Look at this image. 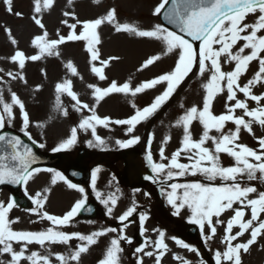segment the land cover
<instances>
[{"label": "snow or ice", "instance_id": "6c2138e0", "mask_svg": "<svg viewBox=\"0 0 264 264\" xmlns=\"http://www.w3.org/2000/svg\"><path fill=\"white\" fill-rule=\"evenodd\" d=\"M93 2L100 4L101 0ZM73 3L74 0H68L69 5ZM4 4L7 12L12 14L13 0H4ZM55 4L56 0H33L31 19L42 30V34L34 35L31 39L34 54L29 55L20 49L11 29L5 28L11 44L16 46L8 59L19 69L16 72L8 71L7 77L11 81L18 80L27 85L24 70L29 62H39L50 57L60 59L62 46L69 42H84L90 72L99 81L108 83L106 87L87 84L94 99L93 104L81 100L79 93L74 90L72 79L65 77L55 84L54 110L65 118L70 116L69 108L62 99L67 96L73 102L71 109L81 114L82 118L70 128V134L53 146L51 151L62 153L71 150L79 143L81 133L91 136L86 141L88 148L107 150L108 141L98 134V128L110 129L112 125L125 126L124 134L128 138L115 140L120 149L138 145L141 142V136L135 134L138 126L155 117L191 76L203 78L207 74V80L202 83L204 95L201 102L189 107H185L183 103L179 105L183 112L177 116L172 127L182 132L180 146L166 155L172 136H165L160 143L157 159L152 151L155 133L148 135L144 159L150 174L143 178L160 185L161 193L171 206L174 216L187 213V222L198 227L208 251H212L210 242L217 238L218 229L223 228L221 243L224 248L214 251V264H243L242 254L249 253L253 245L264 239V190H258L249 183L256 180L264 183V135L256 137L253 130L254 125L264 129V92L257 94L254 91L257 87L264 88V0H159L152 15L161 17L162 22L148 28H142L136 23L121 22L115 7L97 18L85 20H80L74 11H64L65 19L61 20V24L69 31L61 34L57 28L55 38H52L43 23V16L45 12H51ZM14 14L17 17L23 16L18 11ZM69 17L74 22L70 23L67 19ZM104 25H110L118 34L161 44L162 50L144 59L137 68L138 72H143L170 56L175 57L174 65L170 70L145 79L135 86L131 77L123 83L117 79L109 80L106 70L121 57L101 58L100 29ZM253 62L257 63L258 70L245 83H241ZM225 64L231 65V70L226 71ZM63 67L72 77L83 80L72 60L64 62ZM41 71L46 78L47 72L43 69ZM6 83L4 76H0V84ZM41 88L42 85H38L35 90L39 91ZM158 89V94L145 106L140 107L132 102L134 111L127 118L113 119L98 113L101 102L113 94L134 98ZM7 91L9 99L5 98L4 89L0 88V185L23 187L24 195L31 203L24 210L38 218L32 223L47 221L51 226L39 231L16 230L14 225L20 222V218H11L10 213L21 207L18 200L14 196L7 202L0 200V255L10 257L7 261L0 260V264H83V257L104 237H108L109 242L96 264H122V254L125 252L123 245H132L134 242L125 231L129 227L126 222L134 215H138L140 235L145 237L143 243L134 248V264H144L145 257L153 258L154 264H163L164 258L171 251L166 242L167 233L156 228L153 229L157 233L156 239L146 236V223L150 219L148 211L138 212L139 205L133 201L121 215L114 217V210L120 199V188L115 175L108 182L114 191H101L98 180L102 167L96 166L90 172L86 187L74 182L63 171L38 166L41 161L33 146L25 143L19 135H10L5 130L19 116L20 131L32 145L39 149L47 147L46 140L38 143L33 139L30 132L33 121L20 95L10 86ZM225 94L224 110L216 114L214 102ZM250 101L255 102V107H250ZM238 110L240 115H237ZM85 112L88 114L85 115ZM194 123H199L202 128L199 138H194ZM229 123L234 125V129L227 128ZM35 126L46 127L40 122ZM242 131L256 139L258 148L240 142ZM222 155H227L233 163L225 166ZM41 173L50 174V186L30 195L27 186ZM78 174L73 172L72 176ZM196 177L200 179H194ZM58 183H63L78 194L69 210L62 215L51 214L46 210L52 186ZM89 189L105 209V214L117 219L122 227H101L87 234L64 230L83 211L93 212V208L88 206ZM135 191L139 192L140 189ZM87 223L94 224L95 221L89 220ZM246 234L249 238L244 241L242 238ZM171 239L180 248L196 254L199 257L198 264H208L197 247L177 237ZM73 241L77 243L73 244ZM32 245H39L47 254L31 251ZM52 245L67 246L68 251L52 253ZM173 259L179 264H193L191 260L178 254H174Z\"/></svg>", "mask_w": 264, "mask_h": 264}, {"label": "rangeland", "instance_id": "374dc122", "mask_svg": "<svg viewBox=\"0 0 264 264\" xmlns=\"http://www.w3.org/2000/svg\"><path fill=\"white\" fill-rule=\"evenodd\" d=\"M28 1L32 2V11L30 13V10H22V17H17L15 14L11 17L5 16V18L0 16V69L3 70L0 71V76H4L5 81H7L6 84H0V88L4 89L6 99H9L10 97V94L7 91V88L10 86L25 102L27 111L30 113V117L33 121V126L30 128L32 136L39 142H44L46 140V142H50L49 145H56L61 139L66 138L70 134V128L78 123L82 117L81 114L75 113L71 109L67 102L68 97H65V100L62 98L64 105L69 108L70 116L68 118L63 117L60 113L54 110L55 84L65 77L72 79L74 88L78 91L81 100H84L85 98L89 104H93L94 99L91 96V90L87 88V84L99 83L90 75V66L88 64L89 56L85 51L84 42H69L68 44L62 46V57L60 59L50 57L39 62H29L24 70L28 80L27 85H24L18 80L11 81L7 77L6 73L8 71L16 72L19 69L17 65L13 64L8 59L14 53L16 46L11 44L9 37L5 32V28L11 29L13 36H15L19 42V48L24 50L29 55L35 53V49L31 47V39L34 35L42 34V30L39 29V27L36 26L31 19V15L33 14V0ZM158 2L159 0H101L100 4H95L93 0H74V3L69 5L68 0H56V4L51 12L44 13L43 23H45L48 31L52 35V38H55V31L57 28L60 29L61 34H67L69 31L66 26L61 24V20L65 19V17H63L64 11H74L80 20H85L97 18L98 16L105 14L110 8L115 7L118 10V18L121 22L136 23L142 28H148L155 23H159L158 17L152 15V10ZM0 3L4 4V0H0ZM67 19H69L70 23L74 22L70 17ZM100 34L102 38V44L99 46L101 48V58L107 59L109 56L121 57L119 61H114L106 70V72H108L109 80L117 79L118 82L123 83L131 77L133 85L135 86L145 79L152 78L155 75L170 70V68L174 65L175 57L170 56L157 62L156 65L151 66L149 69H146L143 72H138L137 68L144 59L162 50L161 44L155 41L135 38L123 33L118 34L110 25L102 26ZM68 60H72L74 62L78 71L83 76V80L79 77H72L70 73L64 69L63 63ZM231 67L232 66L228 64L224 65L226 71L231 70ZM42 69L47 72L46 78L41 71ZM257 70L258 65L256 62H253L250 65L249 72L242 78L241 83H245L246 80L251 78ZM206 80L207 74L203 78L191 76L190 79L186 80L185 83L181 85L179 92L169 101H175L174 108L172 109V103L163 107L157 115L143 127L142 130H154L158 135H160L158 138L159 141H161L165 135L169 134L175 135V137L181 136L182 138L181 130L172 127L177 116L183 112V109H181L179 105L183 103L185 107H189L193 103L199 104L204 95L202 83ZM107 83L108 82L102 86L101 84L99 85L101 87H106ZM38 85H42V88L39 91H36L35 89ZM159 90L160 89L156 91H149L148 93L138 95L135 98L141 99L144 103H149L151 98L158 94ZM254 91L259 94L260 92H264V88L257 87ZM225 96L226 94L220 96L214 102V111L216 114H220L224 110ZM122 97H124L122 94H117L116 98L111 99V101H108V98H106L105 101L101 102L99 105L100 108L102 105L105 106V112L101 110L102 112L98 113L101 116L103 114L111 115L114 119L127 118L131 115L132 111L129 105L126 104L118 107V102L121 103L120 99ZM240 98H244L242 94H240ZM249 103L250 107H255V102L250 101ZM84 114L86 115L88 113L85 112ZM240 114L241 113L238 110L237 115ZM37 122L44 123L46 127H36L35 124ZM9 127L21 128L19 116L14 121V124ZM110 128L115 130L121 127L112 125ZM227 128L234 129V125L229 123ZM104 130L108 129H104L102 127L98 128V134H101ZM201 132L202 128L199 123H194L193 135L199 136ZM86 135L87 134L81 133L80 139L86 140ZM250 139H253L256 143V139L253 136L249 135L246 131H242L240 142L253 147L250 143ZM65 191L69 192L61 183L52 187L51 196L54 199L48 201L47 204H49V206L46 207L48 211L61 213V211L66 209V206L70 205L71 202L77 198V196L72 193L66 194ZM61 193L63 196L62 199L60 197ZM5 198H7L6 194H0V200L5 201ZM64 202L69 203L63 208ZM11 216L12 218H20V222L17 224L18 230L39 231L51 226L47 221L37 222L35 224L32 223L33 220H38V218L30 213L21 214L20 212H14ZM98 229L99 226L97 224H82L79 222H73L72 225L68 226L64 230L69 232L79 231L87 234ZM218 232H222V228L218 229ZM72 243L75 244L77 242L73 241ZM211 243L212 246H214L212 241ZM262 246L264 245L261 244L256 247L250 255L252 259L251 264H260L264 259V247ZM30 250L40 251L42 254H47L39 245L30 246ZM67 251L68 248L64 245L51 246L52 253H67ZM102 256L103 251L99 249L98 244L92 248L88 255L83 257V264H96L97 260L102 258ZM182 256L186 258L188 257L187 254H183ZM52 258L55 260L54 255ZM247 258L248 257H245V259ZM122 264H129L125 252L122 254ZM167 264H179V262H174V259L171 257Z\"/></svg>", "mask_w": 264, "mask_h": 264}]
</instances>
